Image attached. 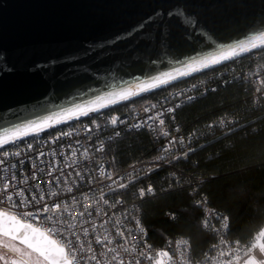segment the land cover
Wrapping results in <instances>:
<instances>
[{"label":"water","instance_id":"water-1","mask_svg":"<svg viewBox=\"0 0 264 264\" xmlns=\"http://www.w3.org/2000/svg\"><path fill=\"white\" fill-rule=\"evenodd\" d=\"M262 42L264 0H0V141Z\"/></svg>","mask_w":264,"mask_h":264},{"label":"built area","instance_id":"built-area-1","mask_svg":"<svg viewBox=\"0 0 264 264\" xmlns=\"http://www.w3.org/2000/svg\"><path fill=\"white\" fill-rule=\"evenodd\" d=\"M210 68L212 67L195 73L204 72ZM227 69L220 67L216 71L205 72L191 81L172 86V88L169 87L172 83L179 81L176 80L162 86L165 90L161 94L155 98H149L143 105L131 110L110 112L104 108V110L93 112L81 119L71 120L48 130L37 132V134L26 135L14 142L3 144L0 146V157H3L5 152L9 155L6 157V163L0 166V189L7 184L9 185V195L21 191L23 194L14 195L16 207L7 202H0V210L47 232L53 225L50 221H46L42 215L36 216L33 220L25 219L20 215L21 212H42V207H33L31 204L25 207L19 202L30 201L34 196L43 195L44 203L50 207L54 203L63 205L62 209H56L48 215L54 216L58 212L62 217L63 222L60 227L63 236L53 234L51 237L60 241V244L65 247L66 253L68 251L67 239H74V236L77 235L80 240L78 242L74 240L76 247L83 245L87 249L91 245L92 251L97 254L106 251L95 243L97 237L101 240L107 237L113 240V243L107 247L119 248L120 244L117 243L115 234L117 231H124L127 242L121 241L120 243H123L129 251L125 253L123 249H120V252L126 262L138 257L139 252L146 251L147 246L150 245L154 253L161 251L169 253L168 257H157L163 261V264H171L169 257L179 261V264H184V260L180 257L181 251L186 254L187 264H203L205 256L216 254L211 251V246L219 243V237L200 257H195L192 254L190 241L185 236H178L170 239L163 246L154 247L148 238V229L141 221L138 207V198L142 199L154 194V184L152 182L139 184L134 191L137 195L136 198H134L135 195L127 196L125 192L131 191L130 187L133 183L143 180L155 171L164 168L174 171L172 154L174 157L183 156L198 139H203L219 130L231 129L236 122L232 113L222 114L210 120L208 134L197 130L184 131L180 124L174 120V114L178 108L195 101L197 97L205 95L209 91L217 90L219 84L226 83L231 79L232 75ZM242 76L258 89L256 97L258 102L264 106V62L257 65L251 73H242ZM169 108L174 111L167 112ZM162 111L165 113L163 125H160L158 120L149 121V117H155L158 112ZM112 117H118L117 124L111 123ZM145 121H148L146 125ZM135 125L141 126L135 127ZM140 129L155 136L156 140L158 139L156 146L159 152L152 157L133 160L127 166L117 169L115 167L116 160L108 149L109 141H117L129 130L139 131ZM65 133L67 134L65 135ZM169 140H176L178 143L170 147ZM179 141L183 143H179ZM17 151L20 152L19 156L14 155ZM101 171L111 173L112 179L116 180L117 184L125 183L129 187L117 190L110 195H104L110 192V185L111 187H116V185H112L111 180L101 176ZM77 173L80 174L79 177L76 175ZM53 177H58V184H50ZM149 187L153 189L152 193L143 197L138 195L140 190L146 191ZM68 188H71L72 191L68 192ZM49 192H55L57 195L49 196ZM104 200L108 201L107 205L103 202ZM118 200L122 203L111 207ZM82 205L87 207L96 205V208L91 215L80 216L83 211ZM204 213L207 216L204 219L205 222L212 228L213 212L210 208L205 207ZM93 223L96 225L95 231L92 230ZM84 228L89 230L87 234L83 231ZM219 228L217 227L216 231ZM221 239L226 243L231 242L233 258L237 254L240 255L241 259L236 263L246 257L249 244L253 243L252 240L242 241L228 236L221 237ZM136 241H141V243H135ZM172 249L176 250L175 256L172 254ZM86 255L87 253H85ZM98 258L101 260V264H112L110 255L103 257L98 255ZM141 264H148V261L142 260Z\"/></svg>","mask_w":264,"mask_h":264},{"label":"trees","instance_id":"trees-1","mask_svg":"<svg viewBox=\"0 0 264 264\" xmlns=\"http://www.w3.org/2000/svg\"><path fill=\"white\" fill-rule=\"evenodd\" d=\"M263 62L264 46H261L169 85L172 88L205 72H213L220 67L228 68L231 79L219 84L217 90L209 91L178 108L174 120L184 131L197 130L206 134L210 120L219 115L232 113L236 122L230 130H219L198 139L186 150L190 154L185 158L176 160L172 154L174 171L165 168L155 171L133 183L131 191L125 192L127 196L135 195L136 198L134 191L139 184H154V194L138 198L139 216L148 229V238L154 247L163 246L178 236H185L190 241L192 254L200 257L216 241L218 236L213 233L220 227L221 216L230 220L231 227L226 236L232 239L254 242L257 235L262 233L264 106L256 97L258 89L249 80H245L242 73H251ZM163 90L165 88L160 87L148 95L127 99L108 107L107 111L131 110L143 105L149 98H155ZM156 141L158 139L155 136L143 129L129 130L117 141H109L108 149L118 169L133 160L158 153ZM205 207L210 208L214 214L212 231L200 227L207 218ZM252 244H249L248 252Z\"/></svg>","mask_w":264,"mask_h":264},{"label":"snow or ice","instance_id":"snow-or-ice-1","mask_svg":"<svg viewBox=\"0 0 264 264\" xmlns=\"http://www.w3.org/2000/svg\"><path fill=\"white\" fill-rule=\"evenodd\" d=\"M171 15V13H170ZM255 47V45H253ZM241 51H245V49L241 48ZM238 53L236 52L235 48H232L229 50L227 54L221 53L219 56V59L216 57H213L211 60V63L217 64L220 62L221 59L228 60L229 56H236ZM204 67H208V64H204ZM180 75H187V73L181 72ZM159 79V78H157ZM160 83H167V81H160ZM155 85H150V87H154ZM147 90V89H145ZM126 99L127 97H122ZM155 107V106H153ZM148 111V109H146ZM174 109H167V112L171 113ZM84 115H87V113H82ZM165 113L158 112L155 117H149V121L155 122L158 120L160 125L164 124L163 116ZM111 123L113 125L118 123V117H112ZM145 125L148 123V121L144 122ZM141 125H135V127H140ZM32 131H39V127H32ZM28 133L22 129H15L11 134V140L15 141L18 139L19 136L27 135ZM67 133H65L66 135ZM8 140H5L0 143H8ZM178 143L176 140H169V146L175 145ZM179 143H183L182 141H179ZM29 148H31V145H29ZM190 153H185L184 156L176 157V160H180L185 158ZM9 155V153L5 152L3 157H0V166H2L4 163H6V157ZM15 156H19L20 152H15ZM43 155V153H41ZM152 171V169H150ZM51 175V173H49ZM78 177L80 176L79 173L76 174ZM100 175L103 176L107 180L112 181V185H116V187H110V192L106 193L104 195H110L111 193L116 192L117 190H124L129 187L128 184L125 183H119L117 184L116 180L112 179L111 173L101 171ZM14 178V177H13ZM35 179V177H33ZM81 179H83L81 177ZM59 179L58 177H53L50 184H58ZM39 187V185H38ZM9 185H5L4 188L0 189V202H7L10 203L13 207L17 206L16 201L14 200V195H22L23 192L20 193H14V195L8 194ZM63 191V190H62ZM68 192H71L72 189L68 188ZM153 192V189L151 187L147 188L145 190H140L138 195L140 197L145 196L146 194H150ZM57 193L55 192H49V196H55ZM103 199V197H102ZM106 205L108 204L107 200L103 201ZM122 201H116L115 205H111V207H115L116 205L121 204ZM20 205H23L27 207L29 204H31L33 207H42V212H21L20 215L24 217L25 219L33 220L36 216H43V218L46 221H50L52 223V227H50L47 232L48 234L45 235L43 232H41L39 229H36L33 227L32 224H22L18 221H16L15 216L9 217L10 221L16 223V227H12L9 229L4 230L3 232H0V236L3 237L6 243L3 244V255H0V261L3 262V264H101V260L98 258L103 256H109L111 258L112 264H141L142 260L148 261V264H163V261L158 259L157 257H168L169 253L167 251H161L159 253H154L152 250V247L149 245L146 248V251L139 252L138 257H134L131 261L126 262L123 257L121 256L120 249H123V252L128 253V248L124 247L123 243H120L121 241H124V243L127 242L125 238V232L124 231H117L116 232V241L120 244L119 248L116 247H107L108 245L113 243V240L108 239L107 237L104 238V240H101L100 238H96L95 243L103 248L106 249V251H101L99 254L92 251L91 245L87 249L84 248L83 245L80 247H76L74 244L75 241H79L80 237L74 236V239H67V246L68 251L65 252V247L60 245V241L52 240L50 239V236L55 234L57 236H63V231L60 225L62 224V217L59 215L58 212L54 216L48 215L49 213L54 212L56 209H62L63 205L60 203H54L51 207L44 203V196L41 195L39 197H32L31 200H24L19 202ZM83 211L80 213V216L84 215H91L92 211L95 210L96 205H92L91 207L83 206ZM0 215H7L6 212L0 213ZM219 230L215 231L213 234L214 236H218L219 243H215L211 246V251L216 253L214 256H205L203 264H236V261H239L241 259L240 255H236L233 258L232 252L233 248L231 247V242H225V240L221 239V237H225L227 233L230 231V220L229 218H225L224 216H221L219 219ZM202 230H208L212 231V228L210 225L207 224V222H202L200 225ZM96 225L93 223L92 230L95 231ZM83 231L85 234L88 233V229L84 228ZM142 231V230H141ZM130 235V233H129ZM18 242V243H17ZM135 243H141V241H136ZM256 243L257 245H264V232L260 233L256 237ZM85 253L87 255L85 256ZM151 253V255H149ZM173 256L176 255V250L172 249ZM71 257V259H69ZM180 257L182 260H184V264H187V257L186 254L181 251ZM169 260L171 261V264H179V261L172 259L169 257ZM247 264H256L254 260H249Z\"/></svg>","mask_w":264,"mask_h":264},{"label":"bare ground","instance_id":"bare-ground-1","mask_svg":"<svg viewBox=\"0 0 264 264\" xmlns=\"http://www.w3.org/2000/svg\"><path fill=\"white\" fill-rule=\"evenodd\" d=\"M263 44H264V42H262L261 44H259L257 46H261ZM249 51H250V49H245V51H240L238 53V55L239 54L248 53ZM234 57H237V55L236 56H229V59H232ZM225 61H228V60L221 59L220 62L217 63V64L223 63ZM217 64L210 63V64H208V67L197 68V69H194V71L188 72L187 75H181L179 77L171 78L170 80H167V83H159V84H156L154 87H150L149 86V88H146L147 90H145V89L144 90H139L137 93H134V94H131V95H127L126 96L127 97L126 99H124V98L116 99L113 102H108V103H104V105H100V106L93 107V109L82 110V112L72 114V115H70V117H67L65 119L59 120V122H54V123H49L48 125L39 126V129H40L39 131H32V130L31 131H27V133H28L27 135L37 134V132H42V131L48 130L51 127L59 126V124H63V123H66V122H70L71 120L81 119L84 116H87L89 114H93V112H98V111L104 110V108H108V107L114 106L117 103H120V101H127V99L137 97L138 95H142L145 91L147 93L152 92L155 89H159L162 86L168 85V84H170V83H172V82H174L176 80H180L183 77L192 75L195 72H198L200 70H204L205 68H209V67H212V66H216ZM82 113H87V115H84ZM21 137H26V135L19 136L18 138H21ZM5 140H8L9 141L8 143L14 142V141L11 140V138L4 139L3 141H5ZM3 141H0V142H3ZM3 144H5V143H0V146H2Z\"/></svg>","mask_w":264,"mask_h":264},{"label":"rangeland","instance_id":"rangeland-1","mask_svg":"<svg viewBox=\"0 0 264 264\" xmlns=\"http://www.w3.org/2000/svg\"><path fill=\"white\" fill-rule=\"evenodd\" d=\"M262 232H264V228ZM263 246L264 245H257L255 239L252 244V249L247 253L246 257L236 264H247L249 260H254L256 264H264V252L262 251ZM0 264H3V262L0 261Z\"/></svg>","mask_w":264,"mask_h":264},{"label":"flooded vegetation","instance_id":"flooded-vegetation-1","mask_svg":"<svg viewBox=\"0 0 264 264\" xmlns=\"http://www.w3.org/2000/svg\"><path fill=\"white\" fill-rule=\"evenodd\" d=\"M6 242L7 241H5L2 236H0V255H3V244Z\"/></svg>","mask_w":264,"mask_h":264},{"label":"crops","instance_id":"crops-1","mask_svg":"<svg viewBox=\"0 0 264 264\" xmlns=\"http://www.w3.org/2000/svg\"><path fill=\"white\" fill-rule=\"evenodd\" d=\"M262 251L264 252V248L262 247Z\"/></svg>","mask_w":264,"mask_h":264}]
</instances>
